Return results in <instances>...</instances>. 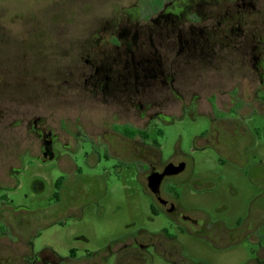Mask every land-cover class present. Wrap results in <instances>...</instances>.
<instances>
[{"label": "flooded vegetation", "instance_id": "flooded-vegetation-1", "mask_svg": "<svg viewBox=\"0 0 264 264\" xmlns=\"http://www.w3.org/2000/svg\"><path fill=\"white\" fill-rule=\"evenodd\" d=\"M103 4L40 8L52 19L31 17L21 37L0 25V190L31 163L58 174L47 207L1 195L0 264H264V0ZM186 117L206 127L190 153L165 155L149 132ZM207 151L220 172L196 173ZM126 171L149 215H84Z\"/></svg>", "mask_w": 264, "mask_h": 264}, {"label": "rangeland", "instance_id": "rangeland-1", "mask_svg": "<svg viewBox=\"0 0 264 264\" xmlns=\"http://www.w3.org/2000/svg\"><path fill=\"white\" fill-rule=\"evenodd\" d=\"M69 0H0V25L8 27L12 33L17 37L23 35V29L28 24V20L32 17H36V23L44 22V19L50 21L51 17H42L36 15L34 11L43 7H55L58 3L67 2ZM73 1V0H70ZM135 0H102L104 3V9L108 8L111 4L113 6L125 9L134 3ZM60 6V4L58 5ZM76 9L70 8L66 10L68 14L63 16L62 23L69 26L77 22V17L72 12H77ZM74 9V10H73ZM71 13V14H70ZM47 23V22H46ZM191 120V119H190ZM255 125L261 127L263 121L261 117H254ZM206 127V122L198 118L196 122H189L186 118H175L171 127H168L164 131L162 138H157L154 131H150L149 134L153 136V139L161 147V151L167 155L175 150L179 149L184 153H190L193 144V137L199 134ZM256 159L264 162V141H259L256 148ZM195 171L196 173L203 175H212L219 169L216 156L207 151L205 153L195 154ZM57 172L52 164L46 166L39 165V163H31L21 175L18 176L19 187L13 191L3 193L0 190L1 195L4 194L8 197L9 201L15 206H27L30 208H44L48 204L52 203V195L55 193L54 182L57 177ZM33 178H38L44 184V190L35 195L31 187ZM95 199V195L86 197V200ZM101 209L97 206H89L84 215L97 216L103 215L109 217L112 220L116 217H128V216H141L149 215L148 206L149 199L144 195L142 188L139 186L138 181L132 171L122 172L120 177H115V174L109 175L106 194L103 198ZM5 202H1L0 206ZM110 219V220H111ZM60 231L58 227H51L46 230L40 239L35 242V247L42 243H51L55 239V233Z\"/></svg>", "mask_w": 264, "mask_h": 264}]
</instances>
